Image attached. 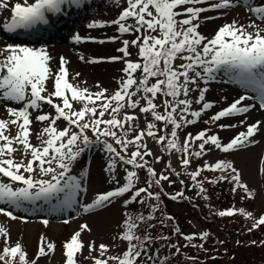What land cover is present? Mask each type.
<instances>
[{"label":"snow or ice","instance_id":"obj_1","mask_svg":"<svg viewBox=\"0 0 264 264\" xmlns=\"http://www.w3.org/2000/svg\"><path fill=\"white\" fill-rule=\"evenodd\" d=\"M88 2L17 0L10 4L9 0H0V15L5 10L11 13L0 27L9 33L33 30L38 25H48L50 16L82 9ZM114 3L121 9L116 18L93 19L87 24L88 29L115 26L118 33L106 38L120 43L116 49L119 55L107 57L109 62L123 65L114 88L96 83V90H91L86 81L79 79L80 72L70 77L65 57L60 56L58 66H54V57L44 47H0V214L15 221L22 218L14 214L21 208L47 210L51 214L76 206L83 213H93L119 198L126 211L113 246L97 245L94 240L85 244L82 233H90L91 228L87 222L82 223L62 244L64 264H81L79 257L91 264H172L169 255L181 254L182 248L207 252L205 242L211 233L201 230L185 234L175 217L165 214L162 196L171 201L191 200L185 190L196 189V197L210 201L206 185L221 182L230 185V194L242 193V200L256 196L243 171L227 157L264 140V120L248 122L247 115L253 110L264 111V0ZM239 8L244 9L243 21L239 15L227 20ZM210 11L218 15H205ZM220 18L226 22L214 35L201 32L202 21ZM72 40L80 44L95 38L76 33ZM103 59L79 56V60L90 64ZM221 74L227 77L223 82L245 89L244 94L224 107L219 106V101L206 98L208 84ZM214 108L218 110L209 115ZM225 119L237 122L223 123ZM198 123L204 127L187 131ZM238 127L244 130L227 140L213 130ZM149 141L158 146L157 151L149 146ZM94 145H102L108 153L105 171L113 187L98 192L91 203L81 204L78 197L88 191V173L73 174L74 166ZM216 151L225 157L209 160L207 157ZM165 155L169 157L167 162ZM174 155L178 156L180 171L173 167ZM259 163L264 165V155ZM157 164L162 165V170H157ZM140 172L146 173L144 186H140ZM258 173L264 174V166H258ZM165 183L170 187L178 183L180 190L168 193L164 191ZM132 205H139L143 211H127ZM209 211L214 216L241 215L251 220L249 232L264 227V214L256 217L243 207L213 210L210 206ZM42 222L48 225L49 220ZM168 228L171 235L158 231ZM173 237L186 243L181 245L179 239L172 242ZM0 238V264H39L40 259L56 250L55 242L42 235L34 257H29L20 240L11 243L10 230L3 224ZM158 241L159 246H155ZM121 244L123 250L113 254V249ZM260 244L264 245V240ZM85 247L87 256L83 255ZM161 249L174 252L163 255ZM187 260L198 264L196 256H188Z\"/></svg>","mask_w":264,"mask_h":264},{"label":"rangeland","instance_id":"obj_2","mask_svg":"<svg viewBox=\"0 0 264 264\" xmlns=\"http://www.w3.org/2000/svg\"><path fill=\"white\" fill-rule=\"evenodd\" d=\"M22 2V0H20ZM121 4L123 5V0H121ZM100 9H98L97 14H94L93 17L86 19L83 24L85 26L80 29L81 32H85L87 35L82 36H91L94 37L95 40L85 41V43H93L94 45H100L98 43L99 40H105L106 42L103 44H113L114 48H118L120 43L117 42H109L107 41V37L112 35H118L115 32V26H108L102 29H88L87 24L90 23L93 19L96 20H106L110 21L118 15V12L121 10L120 7H117L114 3V0H101ZM243 13L244 9L239 8L235 12H232L227 20H231L237 15L240 16L243 21ZM207 16H217L218 13L215 11H210L206 13ZM211 22V23H210ZM226 22L225 18L213 19L202 21L201 32L211 37L214 35L215 31L218 30L220 26H222ZM210 23V24H208ZM79 30V31H80ZM123 38H131V37H123ZM4 42H12L4 38H0V43ZM44 46V45H39ZM101 46V45H100ZM3 47V45H0ZM84 47V46H83ZM55 48H63V47H55ZM55 48L48 49V52L51 56L54 57L55 64L54 66H58V59L60 56L65 57L67 60L70 57L76 58V60L81 64V66L86 67L87 70H81V81H86V86L91 90L95 91V84L99 83L104 87L114 88L116 86V81L113 84L103 83V80L99 79L95 76L97 70L102 72L105 67L102 65L93 66L98 64H105L108 60L107 57L111 55H119L118 52L115 51H97L96 49L89 51L91 54H85L82 48L72 47L77 50V54L73 51H67L66 49H61L59 52L55 53ZM66 50V51H65ZM135 53V49L132 50ZM80 55H84L87 59L91 60L93 58H104L102 62L97 64L85 63L84 61L79 60ZM117 63L115 65L116 68H121L123 65L120 62H112ZM68 66V65H67ZM87 75H84V73ZM70 77L74 75L71 69H69ZM92 75L94 78H92ZM227 77L221 74L217 77L215 81H212L208 84L209 91L206 94V98L210 101H219V106L224 107L227 106L232 100L239 97V95L245 93V89L241 88L240 85L235 83L223 82L226 81ZM251 94V93H249ZM227 99H224V98ZM255 101H245V103H254ZM258 108V105H257ZM49 109L46 107L45 111ZM218 110V108H214L209 110V115L214 111ZM248 115V122H254L255 120H264V111L253 110ZM203 119H207V116H204ZM243 119V117H240ZM223 123H236L237 121L232 120L229 121L225 119L222 121ZM141 126H143V121H141ZM203 123H198L194 126H189L187 131L195 132L201 128H203ZM214 131L219 132L220 136L227 140L228 138L234 136L238 131L244 130L243 127H238L236 129H217L214 128ZM91 135V133H89ZM35 142V141H34ZM149 146L153 148L154 151L158 150V146L155 145L152 141H149ZM264 155V140H261V143L258 145L251 146L247 151H240L235 153L232 156L227 158L233 159L235 165L243 171L244 179L248 182L249 186L256 191V196L254 199L242 200V193H236L235 195L230 194V187L226 186L223 190H219L216 187H211V192L214 196V207H211L213 210H222L229 208L231 206H235L237 208L243 207L248 211H252L256 217H259L261 214H264V174L258 173V166L260 165L261 156ZM217 157H225L224 153H220L218 151L211 154L207 157L209 160H214ZM19 158V156H18ZM173 162V167L176 170H181L178 164V156L174 155L171 157ZM108 161V153L104 148H100V146L94 147L92 146L89 149H86L85 152L79 158V164L75 165V171L73 174L79 175L80 172L86 171L88 173V177L85 183V187L88 189L86 193H82L78 199L80 203H91L92 199L95 198V195L98 192L110 190L113 185L108 183L110 179L109 174L105 169L107 168ZM165 162L166 159H165ZM156 168L158 171L162 170V165L157 164ZM120 175H123V171L120 170ZM145 173L140 172V180L141 185L144 186L145 182ZM181 186L178 184L175 188L179 189ZM166 211L169 214H172L175 217V222L182 228V231L185 233L191 232H199L201 230L211 231L213 232L219 241L224 239L223 234L220 232L216 226H225L227 229L231 228H242L248 229L251 226L252 221L247 220L245 217L241 215H235L233 220L226 219L223 217L215 216L214 222H210V220L205 219L201 212H197L191 208L184 201L181 202H171L169 201L165 206ZM47 206H45V209ZM135 207H130L127 211H132ZM23 209V208H21ZM30 212L28 216L23 214L22 211L15 210L14 214L22 217L21 219H17L15 221L10 220L0 214V224H3L6 228L10 230L11 235V243H15L17 240H20L21 243L25 246L26 251L28 252L29 257H34L37 249L40 237L43 235L48 239L52 240L56 244V250L54 254H50L46 258H42L39 261V264H64V256L62 255L63 249L62 244L66 240H68L75 231L79 230V225L87 222L89 227L91 228V232L82 233L83 240L85 244L89 241H95L97 245L100 243L108 244L110 247L113 246V238L118 236V233L122 228L123 221V213L126 211L123 207L122 200L119 198L116 199L112 204L108 205L104 209L96 210L93 213H83L79 206H76L71 209L70 214L67 218L64 217H47V215H43V212L39 213L38 211H33L32 209L28 210ZM21 212V213H20ZM38 212V213H37ZM166 213V215H168ZM28 214V213H27ZM48 219V225L43 224V220ZM69 221L65 223L64 221ZM263 228V227H261ZM212 229V230H209ZM221 239V240H220ZM228 243V239L225 240ZM210 245V243H207ZM228 245V244H227ZM3 246V239L0 238V247ZM124 245L121 244V247L118 249H113V254L117 251H122ZM223 248H225L223 246ZM264 248V245H263ZM83 255L87 256V248L83 250ZM96 255V253H93ZM81 264H91V261H85L83 257H79Z\"/></svg>","mask_w":264,"mask_h":264},{"label":"trees","instance_id":"obj_3","mask_svg":"<svg viewBox=\"0 0 264 264\" xmlns=\"http://www.w3.org/2000/svg\"><path fill=\"white\" fill-rule=\"evenodd\" d=\"M167 156V155H166ZM206 175L211 176L210 173H205ZM190 185V181H186ZM209 188V193L211 195L210 201H204L199 197L195 196L196 189H188L189 192L185 191V195L188 197H192L191 200H178L171 201L166 196H162L163 200V208L165 214L168 213L165 209V205L171 202H181L184 201L186 204L191 206L195 211L201 212L202 216L205 219L210 220V222H214L215 216L210 214L209 207H214V196L211 192V187H216L219 190H223L226 186L230 187L227 182H221L218 185H206ZM159 191V189H155ZM164 191L165 188H164ZM131 207H135L132 211L139 210L143 211L139 205H132ZM169 214V213H168ZM172 215V214H170ZM173 216V215H172ZM233 217H223L226 219L233 220ZM248 220V219H247ZM220 229L221 233L224 236L223 244L219 243L216 235L211 233L210 238L205 242V248L208 249L207 252L203 250H198L195 248H182L181 254L172 256L169 255L171 252H174V249L164 250L161 249L163 255H169V259L172 264H191L190 261L187 260L188 256H196L198 257V264H264V248L263 245L260 244L261 240H264V227L253 230L249 232L248 229L242 228H231L227 229L225 226H216ZM182 229V228H181ZM159 232H163L164 234L171 235L170 228L168 229H159ZM184 232V231H183ZM158 234V233H157ZM226 238L228 239V243L225 242ZM177 239L181 240V245L186 242L182 238L173 237L172 242H176ZM221 240V239H220ZM255 240L256 244H252L251 242ZM239 241V243H237ZM183 242V243H182ZM159 241L155 246H159ZM210 243V245H207ZM228 244V245H227ZM223 246L225 248H223Z\"/></svg>","mask_w":264,"mask_h":264},{"label":"bare ground","instance_id":"obj_4","mask_svg":"<svg viewBox=\"0 0 264 264\" xmlns=\"http://www.w3.org/2000/svg\"><path fill=\"white\" fill-rule=\"evenodd\" d=\"M211 23V22H210ZM208 23V24H210ZM80 35H87L85 32L80 33ZM6 44H15V43H8V42H4L2 41V43H0V45L5 46ZM75 45V43H73V41L70 43V45ZM101 45V46H100ZM100 45H94L93 43H82V50L83 52L85 51V54H91L89 53V51L96 49L97 51H115L116 48H114L113 44H100ZM84 46V47H83ZM36 47V46H34ZM47 50L49 48H46ZM61 49H66L67 51H73L75 54H77V50L75 48H72L70 46L67 47H63V48H55L54 50V55L55 53L59 52V50ZM65 50V51H66ZM79 55V54H77ZM79 57V56H78ZM69 64H68V69H71L73 72H80L81 70H87L86 67L81 66V64L76 60L75 56L70 57V59H68ZM117 63H105V64H98V65H93L94 67L102 65L103 67H105V69L100 72L99 70L96 71L95 76H97L99 79L103 80V83L105 84L106 82L109 84H113V82L117 81L118 77L121 75L120 69L121 68H116L115 65ZM84 73V72H83ZM84 75H87L86 73H84ZM92 78L93 75H92ZM113 80V82H112ZM0 115H3L2 109H0Z\"/></svg>","mask_w":264,"mask_h":264}]
</instances>
